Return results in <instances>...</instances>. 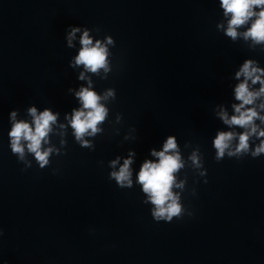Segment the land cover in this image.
<instances>
[{"label":"clouds","instance_id":"clouds-1","mask_svg":"<svg viewBox=\"0 0 264 264\" xmlns=\"http://www.w3.org/2000/svg\"><path fill=\"white\" fill-rule=\"evenodd\" d=\"M219 6L223 10L224 19L217 24V29L233 42L242 40L249 49L259 47L264 51V0H219ZM92 32L93 29L86 26H69L66 29L65 40L69 49L75 47L73 42L77 33H80L79 49L69 61V66L72 69L82 68L78 79L87 82V86H81L74 92L79 107L73 108L70 115L65 114L66 124L59 123V113L49 108L38 112L36 107H29L27 112L31 117L30 121L18 120L16 110L10 113L9 147L12 154L26 167H31L32 164L29 156L35 159L40 169H44L50 165L53 154L61 155V149L67 144L69 126L75 142L90 150L95 149V144L86 137L95 138L97 134L104 132L102 125L107 122L110 112L107 105L116 99V91L108 88L103 93H98L94 90L92 76L103 80L112 72L110 48L115 46V40L111 35L103 39L95 38ZM234 79L238 83L233 90L235 103L231 105L232 114L229 115L223 106H219V111L216 112L223 125L229 129L217 131L212 140L217 162L225 157L241 159L250 155L258 158L264 154V67L255 59H245L235 71ZM68 91L74 90L70 88ZM121 120V114L117 113L115 123L119 124ZM53 135L62 137L59 148L52 143ZM124 139L134 137L129 134ZM184 147L188 148L190 145L186 143ZM135 155L134 150H129L128 157L123 159L122 164L120 156L110 160L109 180H114L121 189L139 185L145 196L143 203L152 205L151 216L156 222L182 220L185 214L191 217L193 213L186 210L182 203V193L186 190L188 177L185 174L181 179L180 173L190 168L199 176H206L207 170L199 148H194L185 159L176 136L169 135L161 150L151 149L150 155L156 159L145 160L135 174L134 181L131 166ZM118 164L120 166L116 170ZM2 234L0 231V235Z\"/></svg>","mask_w":264,"mask_h":264}]
</instances>
